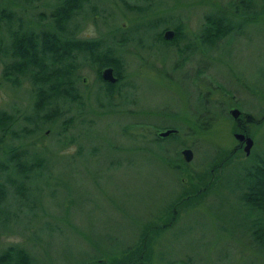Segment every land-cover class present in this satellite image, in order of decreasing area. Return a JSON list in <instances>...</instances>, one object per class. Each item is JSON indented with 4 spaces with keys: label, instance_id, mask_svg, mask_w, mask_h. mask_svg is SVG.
Listing matches in <instances>:
<instances>
[{
    "label": "rangeland",
    "instance_id": "rangeland-1",
    "mask_svg": "<svg viewBox=\"0 0 264 264\" xmlns=\"http://www.w3.org/2000/svg\"><path fill=\"white\" fill-rule=\"evenodd\" d=\"M53 1L0 0V9L37 30L44 23L38 14L47 15ZM210 13L233 26L211 45L201 34ZM71 25L78 40L115 44L120 80L107 98L97 68L75 54L82 105L59 103L63 114L33 129L29 80L20 75L13 85L0 73V109L12 118L0 131V166L13 148L42 160L20 198L12 186L20 178L0 172L7 188L0 252L22 248L29 264L106 262L121 258L153 221L148 264H264V238L256 246L248 229L253 217L264 229V214L240 195L246 165L264 156V0H89ZM175 28L178 39L163 44L164 30L174 36ZM6 29L0 25L5 46ZM186 46L193 48L184 52ZM230 107L245 114L240 124L252 140L246 156L233 151ZM164 128L177 129L162 144L166 164L148 142ZM182 148L190 161L180 159Z\"/></svg>",
    "mask_w": 264,
    "mask_h": 264
},
{
    "label": "trees",
    "instance_id": "trees-1",
    "mask_svg": "<svg viewBox=\"0 0 264 264\" xmlns=\"http://www.w3.org/2000/svg\"><path fill=\"white\" fill-rule=\"evenodd\" d=\"M11 1L13 5L16 3L22 5L31 3V0ZM88 3L89 0H54L48 6L47 15L38 14L39 16L42 15L40 19L44 20V23L37 30L26 27V22L22 20V17L15 16L13 12L0 9V12L4 14L0 15V25L3 24L7 28L5 31L8 33L7 45L5 46L0 42L1 77L6 83L13 85L16 84V78H19L20 75L26 76L29 80L28 82L34 90L31 103L34 111L32 114L36 119L29 123L33 126V129L38 127L39 124L51 123L59 115H62L63 110L60 109L59 103L60 105L63 102L71 103V105H82L83 96L81 91L77 90L76 82L78 78L74 73V60L71 59L75 54H83L85 57L82 58H87L89 66L93 65L94 68H97L96 77L100 81V70L105 66H110L114 74L119 76L118 66H120L121 59L113 51L112 45L115 44L112 43L103 47L102 42L100 43L99 40H78L75 38L78 27L71 25V22L75 16H79L84 5ZM142 8L134 7L131 9L141 13ZM93 14L92 11L91 15ZM223 18L222 14L210 13L205 16L201 34L202 39L209 42V45L213 41L216 42L221 39L229 29L233 28L230 22L224 25ZM177 32L179 31L175 28L173 38L162 41L163 44L175 42L178 39L177 36H179ZM106 33L108 34V32ZM117 84L118 79L113 84L103 81L100 82L98 89H101L102 94L110 99ZM11 119L6 112L0 109V131L8 130ZM248 121L249 119L246 120L247 123ZM67 124L64 123L63 130L66 129ZM243 126L242 124L241 128ZM234 130L239 129L233 126L232 131ZM243 132L246 135L249 134L247 130ZM26 133L27 130L24 129L21 134H16L17 138L26 136ZM169 137H174V134ZM6 154L7 158L5 162L2 161L1 163L0 172H7L8 169H11V172L16 174V178H20V180H14L12 186L18 198L23 197V193L25 194L27 189L23 182L29 179V175H33L39 169L42 160L36 155L28 157L25 155L24 150L17 152L15 148L12 152L11 149H7ZM256 160L258 163L250 165L248 169H246L248 167L246 165L245 192H240V195L245 205H250L262 216V213L264 214V156L256 157ZM5 187V184L0 181V206L3 205L5 197H7V188ZM171 217L173 216L171 215ZM258 221V218L254 217L249 221V236H252L250 239L256 246L262 247L264 229L261 228L262 225ZM152 222H145L140 233H137V242L132 244V248L124 250L125 252L121 258L111 259L108 257L109 260L101 263L98 260H91V264H148L149 243L154 240V236L152 237L151 234L155 232V230L153 231L154 227L156 229ZM28 259L27 252L22 248L7 247L6 250L0 252V264H29Z\"/></svg>",
    "mask_w": 264,
    "mask_h": 264
},
{
    "label": "water",
    "instance_id": "water-1",
    "mask_svg": "<svg viewBox=\"0 0 264 264\" xmlns=\"http://www.w3.org/2000/svg\"><path fill=\"white\" fill-rule=\"evenodd\" d=\"M171 37H173L172 30H169V29L164 30V32L162 33V39L169 40ZM100 79L102 81L109 82L111 84H113L116 81V78L115 76H113L112 69L110 68V66L103 67V69L100 70ZM228 114H229V117L234 121L237 120L240 115L239 111L236 108H231ZM174 131L175 129L169 128L168 130H164L158 133V135L160 137H164V136L167 137L170 133H173ZM232 136L238 142L240 143L243 142L242 151L244 152V155H248L250 148L252 147L251 145L252 140L250 139V137L240 134L239 132H234ZM181 155H182L181 159H183L185 162H188L191 160L192 153L188 148L182 149Z\"/></svg>",
    "mask_w": 264,
    "mask_h": 264
},
{
    "label": "flooded vegetation",
    "instance_id": "flooded-vegetation-1",
    "mask_svg": "<svg viewBox=\"0 0 264 264\" xmlns=\"http://www.w3.org/2000/svg\"><path fill=\"white\" fill-rule=\"evenodd\" d=\"M189 48H193V46H186V48H185V50H184V52L185 51H187V49H189ZM196 48V47H195ZM195 52L196 51H194L193 52V54L196 56L197 55V53L195 54ZM186 61H184V63H185ZM188 63V62H187ZM106 67V66H105ZM193 74H194V76L195 75H199V79H200V73H201V71H198V66L197 65H194V67H193ZM113 73V72H112ZM113 76H115V78H116V80L118 79V80H120V78H118V76L117 75H113ZM198 91H200V90H197V92ZM196 95V97L197 98H199L200 96L198 95V94H195ZM231 108H233V107H230V109H227V112H229L230 110H231ZM240 114V113H239ZM245 116V114H240L239 115V117H238V119L237 120H233L232 122L234 123L233 125L234 126H236V127H238L239 128V130H237V131H232V134L234 133V132H239L240 134H243V135H246L244 132H243V127L241 128V124H240V121L239 120H241V117H244ZM172 129H175V128H172ZM164 130H168V129H166V128H164V129H158L157 131L156 130H153L154 132L152 133V136H151V138H149V140H148V142L149 143H155L156 145H155V147H156V149H157V153H158V156H161V158H160V160L162 161V159H164L165 160V162H163V163H165L166 164V161L168 160V158H167V153H166V151H165V149H164V147H163V143H165L164 142V140H166V139H168L169 138V136L171 135V134H176L177 133V129H175V131L173 132V133H170L167 137L166 136H164V137H160L159 135H158V133H160V132H162V131H164ZM140 132H138L137 133V135H140L139 134ZM231 134V135H232ZM246 136H248V135H246ZM137 139H138V137L137 136H135ZM233 137V136H232ZM237 141V140H236ZM148 142H147V144H148ZM242 148H243V142L242 143H240V142H238L237 141V144L235 145V148H233V151H240V152H243L242 151ZM182 149H184V148H182ZM182 149H180V151H179V154L181 155V150ZM233 151H231V153L233 152ZM155 153V152H154ZM153 153V154H154ZM244 153V152H243ZM249 153H250V151H249ZM243 156H246V155H244L243 154ZM181 157H182V155H181ZM181 157H180V159H181ZM169 161V160H168ZM177 169H181L178 165H176L175 166Z\"/></svg>",
    "mask_w": 264,
    "mask_h": 264
}]
</instances>
